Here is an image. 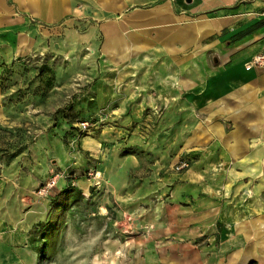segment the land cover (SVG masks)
I'll use <instances>...</instances> for the list:
<instances>
[{"label":"rangeland","instance_id":"rangeland-1","mask_svg":"<svg viewBox=\"0 0 264 264\" xmlns=\"http://www.w3.org/2000/svg\"><path fill=\"white\" fill-rule=\"evenodd\" d=\"M37 28L13 58L0 41V206L47 211L25 245L50 264H264L256 110L229 120L240 106L203 74L190 91L169 58L102 59V33L91 48L84 26Z\"/></svg>","mask_w":264,"mask_h":264},{"label":"crops","instance_id":"crops-1","mask_svg":"<svg viewBox=\"0 0 264 264\" xmlns=\"http://www.w3.org/2000/svg\"><path fill=\"white\" fill-rule=\"evenodd\" d=\"M58 23L86 27L77 35L81 47L93 48L98 41L86 37L102 33L97 53L102 59L169 58L174 71L186 75L187 90H194L196 74H203L198 89L218 87L225 90L226 105L240 106L229 120L242 122L256 110L255 119L248 120L264 121V68L246 67L264 52V0H0V41L10 58L32 49L28 41L37 25ZM210 75L223 77L215 85ZM230 88L234 91L226 94ZM60 178L58 186L64 184ZM32 207L8 220L0 206V264H50L25 245L36 225L46 227V208Z\"/></svg>","mask_w":264,"mask_h":264},{"label":"built area","instance_id":"built-area-1","mask_svg":"<svg viewBox=\"0 0 264 264\" xmlns=\"http://www.w3.org/2000/svg\"><path fill=\"white\" fill-rule=\"evenodd\" d=\"M247 68H251V67H261L264 68V52L262 53H258L256 55H254L249 61L248 64L246 65ZM80 128L82 129H86L88 126V123L86 121H80L79 125ZM89 175H91L93 178L95 177L93 172H90ZM60 177V174L57 173L54 176H52L51 178H49V180L38 189L37 193L40 196H46L48 194L51 193L52 188H55L57 185V180Z\"/></svg>","mask_w":264,"mask_h":264},{"label":"trees","instance_id":"trees-1","mask_svg":"<svg viewBox=\"0 0 264 264\" xmlns=\"http://www.w3.org/2000/svg\"><path fill=\"white\" fill-rule=\"evenodd\" d=\"M40 226H43V224L40 225ZM41 231H42V232H41ZM41 231H40L41 236H42V238H44L43 235H44V232H45V227H41ZM38 238H40V236H39ZM44 246H45V244L43 243V247H44ZM36 251H37V249H36Z\"/></svg>","mask_w":264,"mask_h":264}]
</instances>
